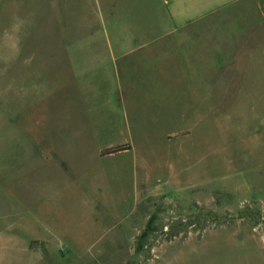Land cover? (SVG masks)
Here are the masks:
<instances>
[{"label": "rangeland", "instance_id": "374dc122", "mask_svg": "<svg viewBox=\"0 0 264 264\" xmlns=\"http://www.w3.org/2000/svg\"><path fill=\"white\" fill-rule=\"evenodd\" d=\"M169 27L157 0H0V264H264V28Z\"/></svg>", "mask_w": 264, "mask_h": 264}, {"label": "crops", "instance_id": "0c3cea01", "mask_svg": "<svg viewBox=\"0 0 264 264\" xmlns=\"http://www.w3.org/2000/svg\"><path fill=\"white\" fill-rule=\"evenodd\" d=\"M166 14L170 27L167 35L179 37L176 42L184 45L180 37L200 35L194 33L188 26L202 21L211 15L228 8L247 9L250 12H257L259 22L264 28V0H157ZM252 20V24H253ZM166 35V34H165ZM209 35L208 33L205 34ZM204 35V36H205ZM222 38L217 42L218 51L221 52L222 58L224 53H232V61L240 60V53L255 52L254 44L247 42L246 36L254 35L249 29H231L224 30L218 34ZM231 38H228V37ZM210 39H201L198 43L208 45ZM253 43V42H252ZM232 66H235L232 64ZM238 66V65H236ZM29 241L28 243H30Z\"/></svg>", "mask_w": 264, "mask_h": 264}, {"label": "trees", "instance_id": "16d2710c", "mask_svg": "<svg viewBox=\"0 0 264 264\" xmlns=\"http://www.w3.org/2000/svg\"><path fill=\"white\" fill-rule=\"evenodd\" d=\"M124 149H119V150H113V151H110V152H108V153H106V154H114V153H117V152H121V151H123ZM149 229H147V231H148Z\"/></svg>", "mask_w": 264, "mask_h": 264}]
</instances>
